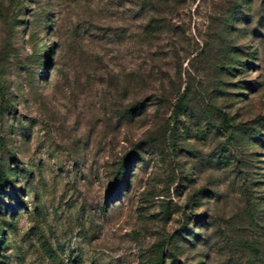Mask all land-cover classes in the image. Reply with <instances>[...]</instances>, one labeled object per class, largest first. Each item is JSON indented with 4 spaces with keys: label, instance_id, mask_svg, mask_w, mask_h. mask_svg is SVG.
Instances as JSON below:
<instances>
[{
    "label": "rangeland",
    "instance_id": "1",
    "mask_svg": "<svg viewBox=\"0 0 264 264\" xmlns=\"http://www.w3.org/2000/svg\"><path fill=\"white\" fill-rule=\"evenodd\" d=\"M159 257L264 264V0H0V264Z\"/></svg>",
    "mask_w": 264,
    "mask_h": 264
},
{
    "label": "trees",
    "instance_id": "2",
    "mask_svg": "<svg viewBox=\"0 0 264 264\" xmlns=\"http://www.w3.org/2000/svg\"><path fill=\"white\" fill-rule=\"evenodd\" d=\"M182 104H183V101L182 102L179 101L177 103L176 109L174 111V117L175 118H178L179 113H180V110H181V107H182ZM219 116H221V119H220V121H219V123L217 125V130L220 132V134H222L223 136H225V138L227 140V142L225 143L224 147H228L229 144L232 141H235V139L237 137H240L241 139L243 138L242 137L243 133H241L239 131V129L236 128V125L235 124H232L231 123V118H228L224 113H219ZM246 132H249L250 135H251V138H253L255 140V135L252 134V131H250V130L247 129ZM175 146H176V144L173 143V142L169 145V147H170L171 150H174L175 149ZM149 264H165V263H164V260L159 257V258H157L156 261L151 262Z\"/></svg>",
    "mask_w": 264,
    "mask_h": 264
}]
</instances>
